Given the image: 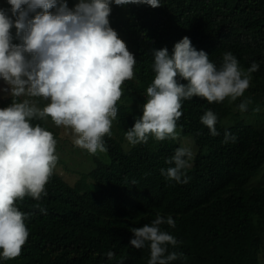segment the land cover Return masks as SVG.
Returning a JSON list of instances; mask_svg holds the SVG:
<instances>
[{
	"label": "trees",
	"instance_id": "1",
	"mask_svg": "<svg viewBox=\"0 0 264 264\" xmlns=\"http://www.w3.org/2000/svg\"><path fill=\"white\" fill-rule=\"evenodd\" d=\"M160 3L117 6L113 0L110 25L136 58L135 76L124 82L117 102V128L104 137L107 151L92 155L87 182L72 185L53 172L40 200L16 202L27 214L28 240L17 258H0V264H147L150 250L130 244L131 229L150 224L157 214L176 224L162 226L180 242L169 251L184 254L172 264H264V185H251L264 166V0ZM185 36L217 67L225 52L245 70L257 63L248 96L232 103L184 100L177 140L149 136L146 144L125 148V133L142 115L155 76L153 50L166 47L172 54ZM245 99L252 102L241 112L238 105ZM5 104L0 99V108ZM255 105L261 106L258 112ZM208 110L217 114L219 136L201 123ZM32 123L53 130L45 121ZM225 131L236 136L235 143H222ZM181 146L195 153L187 184L161 174L174 166L166 161ZM108 251L115 253L113 260Z\"/></svg>",
	"mask_w": 264,
	"mask_h": 264
},
{
	"label": "clouds",
	"instance_id": "2",
	"mask_svg": "<svg viewBox=\"0 0 264 264\" xmlns=\"http://www.w3.org/2000/svg\"><path fill=\"white\" fill-rule=\"evenodd\" d=\"M11 15L0 9V78L12 103L0 108V258H17L29 236L27 214L17 201L31 197L40 200L58 162L57 139L53 132L33 120L48 118L57 127L70 129L75 146L95 155L107 151L104 137L112 136L118 115L117 102L122 85L135 76L136 58L126 42L110 25L113 0H78L70 8L68 0H7ZM115 5L161 6L160 0H114ZM15 28V36L12 29ZM18 40L14 43L13 40ZM155 73L146 89L142 115L125 133L131 146L146 144L149 136L157 141L177 140V121L182 101L201 97L208 103H229L242 97L250 87L255 62L246 70L238 59L225 52L222 64L209 60L204 50L193 47L185 36L168 49L153 50ZM181 81H187L182 83ZM45 101L43 107L39 104ZM251 99L238 105L247 111ZM254 111H259L255 108ZM217 114L208 110L201 123L212 136H219ZM236 136L224 133L222 143H235ZM195 153L178 147L161 169L168 180L187 184ZM39 207V205H37ZM41 212H46L40 208ZM175 228L171 216L157 214L150 224L132 228L130 244L150 250L147 264H172L182 252L169 251L178 240L163 230ZM113 260L115 253H106ZM264 259V254H262Z\"/></svg>",
	"mask_w": 264,
	"mask_h": 264
},
{
	"label": "rangeland",
	"instance_id": "3",
	"mask_svg": "<svg viewBox=\"0 0 264 264\" xmlns=\"http://www.w3.org/2000/svg\"><path fill=\"white\" fill-rule=\"evenodd\" d=\"M76 3H78V0H72V2L70 3L71 8L74 7ZM10 8L11 6L8 4L7 0H0V9L6 10L9 15H11ZM15 31V28H13V36H15ZM13 42L18 43L19 41L14 39ZM7 87L8 86L3 81V79L0 78V99L5 100V107L9 106L12 103V97L4 91V89ZM246 94L244 96H248ZM45 103L47 102L41 101L39 106L43 107ZM255 106L261 108V106L259 105ZM263 122L264 121L261 120L260 125L264 129V127L262 126ZM45 123L50 128H53L52 132L55 133L57 139L56 154L58 156V162L56 168L54 169V172L64 177L65 180L72 185H74L78 181L87 182V177L84 175V173L88 172L90 165H92V154L90 155L85 149L79 148L74 145V134L70 129L55 126L50 118H48ZM116 126L117 120H114L113 128H117ZM123 145L125 148H129L131 146L126 141L125 136ZM100 154L103 153H97V155ZM251 185H264V166L263 171H260V173L252 180Z\"/></svg>",
	"mask_w": 264,
	"mask_h": 264
}]
</instances>
